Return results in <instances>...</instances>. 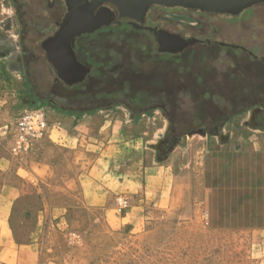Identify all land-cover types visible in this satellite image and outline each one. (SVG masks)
I'll return each instance as SVG.
<instances>
[{
  "label": "rangeland",
  "instance_id": "374dc122",
  "mask_svg": "<svg viewBox=\"0 0 264 264\" xmlns=\"http://www.w3.org/2000/svg\"><path fill=\"white\" fill-rule=\"evenodd\" d=\"M59 3L57 25H38V30L37 0H0V136L10 140L13 156L22 154L19 159L10 155L17 164L27 163L26 152H16L11 144L18 112L40 107L49 122L67 114L35 98V92H51L55 73L40 43L62 20L66 6L64 0ZM162 6L150 5L147 21L155 29L194 39L180 51L159 50L156 35L140 28L112 25L116 10L111 23L75 38L78 59L94 67L85 100L114 101L103 114L130 122L140 118L149 130L161 129V134L145 133L159 155L164 139H173L167 149L178 143L187 147L184 132L203 126L207 132L224 129L242 136L244 112L263 122L264 3L235 15ZM99 60L110 61L100 67ZM66 92L81 97L80 88ZM195 135L193 150L174 155L189 159L185 166H174L175 176L182 180L193 174V192L183 203L180 198L162 206L151 197L131 223L122 216L136 217L129 213L136 201L127 197L129 208L119 211L115 199L121 194L106 215L103 209L84 207L50 213L36 184L13 205L9 226L17 246L0 256V264H264V230L213 229L204 222L197 192L207 139ZM183 183L171 181V186Z\"/></svg>",
  "mask_w": 264,
  "mask_h": 264
},
{
  "label": "crops",
  "instance_id": "0c3cea01",
  "mask_svg": "<svg viewBox=\"0 0 264 264\" xmlns=\"http://www.w3.org/2000/svg\"><path fill=\"white\" fill-rule=\"evenodd\" d=\"M107 108L50 121L47 135L25 153V165L14 163L22 154L13 156L10 140L0 136V256H8L17 246L9 226L13 205L36 184L37 196L50 213L84 207L103 209L106 215L114 209L115 196L121 194L136 201L129 211L136 217L122 216L131 223L139 219L151 197L162 206L180 198L183 203L193 192V174L188 172L190 176L182 180L176 177L174 166H185L189 159L174 155L193 150L195 134L207 139L197 192L204 222L213 229L264 230V122L244 112L242 136L229 135L224 129L188 130L184 132L187 147L174 144L159 155L154 142L147 143L145 133L158 130L161 134V129L151 126L149 130L140 118L130 122L103 114ZM11 144L13 148V137ZM171 181L184 183L171 186Z\"/></svg>",
  "mask_w": 264,
  "mask_h": 264
},
{
  "label": "water",
  "instance_id": "95a60500",
  "mask_svg": "<svg viewBox=\"0 0 264 264\" xmlns=\"http://www.w3.org/2000/svg\"><path fill=\"white\" fill-rule=\"evenodd\" d=\"M64 2L66 11L58 28L41 42V46L47 60L55 69V79L73 85L83 80L89 70L76 58L75 38L111 23L114 20V10L118 18H129L143 23L145 13L152 4L235 15L254 4L264 3V0H64ZM146 28L154 31L159 50L177 52L194 41L162 29L154 30L147 26ZM177 40L181 41L174 46L166 45L168 41ZM197 131L205 132L204 129Z\"/></svg>",
  "mask_w": 264,
  "mask_h": 264
},
{
  "label": "flooded vegetation",
  "instance_id": "af4514ba",
  "mask_svg": "<svg viewBox=\"0 0 264 264\" xmlns=\"http://www.w3.org/2000/svg\"><path fill=\"white\" fill-rule=\"evenodd\" d=\"M59 1L60 0H37V19H38L37 28H38V30L41 29V26H38V25H57L58 15H59V7L61 10V7L63 6L62 4H60L61 2L59 3ZM42 2L44 4L43 7H41ZM19 5H20V2H19ZM22 5L23 4L20 5L21 8H22ZM162 7H165V6H162ZM149 9L150 8H148L147 12L145 13L143 23L137 22V21L129 19V18H122V19L117 18L116 20H114L112 25H117V23H118L119 25L137 27V28H140L146 32H150V33L155 35L153 30L146 28V26L152 27V26H149L151 24L148 23V21H147ZM193 11L198 12L200 14L211 13V12L201 11L199 9H194V8H193ZM42 12H43V15H41ZM62 16H61V18H62ZM43 19H45V21L41 22V21H43ZM119 20L121 21L120 23H119ZM152 28L154 30L161 29L159 27H157L156 29H155V27H152ZM50 35H48V36H50ZM177 35H179V34H177ZM48 36H46V38ZM180 37H182V36H180ZM75 43H76V41H75ZM40 45H41V43H40ZM75 46H76V44H75ZM75 46H74V49H75ZM75 53H77L76 50H75ZM30 57L32 60L33 56H30ZM76 58L81 64H83L84 66L89 68V70L86 73V75L84 76L83 80H81V81H79L73 85H67V84H65L63 82H59L55 79L56 72H55V69H53L55 75H54L53 80H52V88L50 89V91H51L50 95L48 96L46 94H40L38 92L37 93L35 92V98H36L37 104H40V103L51 104L52 103V105L57 109L68 110V111L77 113L81 110H89V109L95 108V107H109L112 103H114V101H112V102L111 101H106V102L97 101L96 102V101L85 100V98H84L85 94L88 93V91H86V89H87L89 81H90V76H91L90 73H92V71L94 70V67L92 65H90L88 62H83V61L79 60L77 57V54H76ZM102 58H106V56H104V57L102 56ZM109 61L110 60H99L98 65L100 67H102V66L105 67L104 63L109 62ZM97 70L102 71V70H99V68ZM73 87H74V89H78V88L81 89V94H80L81 97L78 96V94H74V93L68 94V92H66L68 89H72ZM120 88H122V87L120 86L118 89L120 90ZM202 129H204V131H207L208 127L203 126ZM172 140L173 139H170V138L164 139L159 146L161 151L166 150L167 145H169Z\"/></svg>",
  "mask_w": 264,
  "mask_h": 264
},
{
  "label": "built area",
  "instance_id": "2783aa9c",
  "mask_svg": "<svg viewBox=\"0 0 264 264\" xmlns=\"http://www.w3.org/2000/svg\"><path fill=\"white\" fill-rule=\"evenodd\" d=\"M49 127V120L42 108L21 110L12 123L13 149L16 152H27L37 141L47 135ZM115 203L119 211L127 210L130 205L127 197L121 195L116 197Z\"/></svg>",
  "mask_w": 264,
  "mask_h": 264
},
{
  "label": "trees",
  "instance_id": "16d2710c",
  "mask_svg": "<svg viewBox=\"0 0 264 264\" xmlns=\"http://www.w3.org/2000/svg\"><path fill=\"white\" fill-rule=\"evenodd\" d=\"M58 110H60L61 112L67 113V114H76V113L68 111V110H62V109H58ZM263 114H264V112L262 113V116H263ZM260 117L261 116H259V121H263L264 122V118L262 120H260Z\"/></svg>",
  "mask_w": 264,
  "mask_h": 264
},
{
  "label": "bare ground",
  "instance_id": "6f19581e",
  "mask_svg": "<svg viewBox=\"0 0 264 264\" xmlns=\"http://www.w3.org/2000/svg\"><path fill=\"white\" fill-rule=\"evenodd\" d=\"M181 40H177L176 42H173V41H168L167 43H166V45L168 44V45H170V46H174V44H176L177 42L179 43Z\"/></svg>",
  "mask_w": 264,
  "mask_h": 264
}]
</instances>
